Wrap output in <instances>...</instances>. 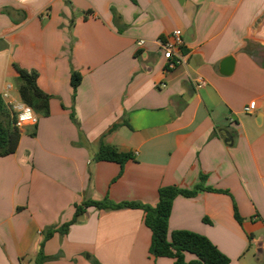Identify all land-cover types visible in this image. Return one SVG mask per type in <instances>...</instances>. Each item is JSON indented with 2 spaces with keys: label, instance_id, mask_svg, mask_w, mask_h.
<instances>
[{
  "label": "crops",
  "instance_id": "obj_1",
  "mask_svg": "<svg viewBox=\"0 0 264 264\" xmlns=\"http://www.w3.org/2000/svg\"><path fill=\"white\" fill-rule=\"evenodd\" d=\"M175 30L188 58L168 70L159 40ZM14 64L38 73L50 102L0 157V264H34L45 233L76 205L155 206L162 187L200 184L175 199L170 232L205 236L230 264H264V0H0V96L10 85L19 102ZM102 144L131 159L95 160ZM144 217L90 207L45 241L44 255L49 264H173L150 255Z\"/></svg>",
  "mask_w": 264,
  "mask_h": 264
},
{
  "label": "trees",
  "instance_id": "obj_2",
  "mask_svg": "<svg viewBox=\"0 0 264 264\" xmlns=\"http://www.w3.org/2000/svg\"><path fill=\"white\" fill-rule=\"evenodd\" d=\"M132 1L135 2L136 0ZM13 68L18 75L16 85L21 101L32 107L39 116H48L50 96L38 87V73L22 69L15 64ZM81 81V74L73 72L71 83L74 89L78 88ZM20 134L21 131L15 126L14 113L0 96V157L9 156L16 151ZM130 159V155L119 152L115 147L103 144L95 156L97 161H113L121 166ZM203 179L204 177H202ZM202 190H204V187L201 184L193 190H184L175 186L162 187L159 189L158 202L155 206L140 202L115 203L109 199L102 201L89 200L82 205H76V211L71 221L45 233L44 241L34 264H49L48 258L43 251L45 241L50 239L55 233L67 234L70 227L78 223L79 217L90 207L99 210H143L145 214L144 224L151 231L149 252L155 258H170L173 260V264H230V259L205 236L186 230L170 232L169 219L175 199L178 196L193 197ZM236 218L241 222L239 215H236ZM187 253L193 255L195 259L187 261Z\"/></svg>",
  "mask_w": 264,
  "mask_h": 264
},
{
  "label": "built area",
  "instance_id": "obj_3",
  "mask_svg": "<svg viewBox=\"0 0 264 264\" xmlns=\"http://www.w3.org/2000/svg\"><path fill=\"white\" fill-rule=\"evenodd\" d=\"M139 46L145 44V40H139L137 42ZM161 49L163 50V57L167 60V69L173 70L179 65L185 64L188 55L185 51V43L181 30H175L165 39L159 40ZM198 87L205 86L206 82L198 78L196 79ZM11 86H7L6 90L2 94V99L7 101L8 107L12 110L15 115V126L21 132L27 126H36L39 121V115L22 101L16 102L11 99L10 95ZM256 110V102L252 101L243 108L245 114H252Z\"/></svg>",
  "mask_w": 264,
  "mask_h": 264
},
{
  "label": "water",
  "instance_id": "obj_4",
  "mask_svg": "<svg viewBox=\"0 0 264 264\" xmlns=\"http://www.w3.org/2000/svg\"><path fill=\"white\" fill-rule=\"evenodd\" d=\"M230 62L233 63L232 62V58H227L224 63H230ZM227 137H228V139H230V135L229 134H227ZM258 246H260V245H258ZM261 252H262L261 249H259L258 253L260 254Z\"/></svg>",
  "mask_w": 264,
  "mask_h": 264
}]
</instances>
